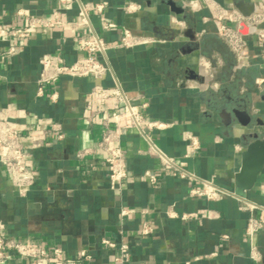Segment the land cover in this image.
<instances>
[{"label": "crops", "instance_id": "obj_1", "mask_svg": "<svg viewBox=\"0 0 264 264\" xmlns=\"http://www.w3.org/2000/svg\"><path fill=\"white\" fill-rule=\"evenodd\" d=\"M104 2L107 17L116 29L102 31L92 16L94 31L107 43L105 61L109 71L100 80L60 78L47 94L52 103L35 97L40 58L59 54L66 63L84 57L77 43L88 36L85 28L74 30L77 7L65 8L56 0H0V23L21 27L27 16H42L51 28L39 30L20 53L0 65V111L11 116L29 153V167L36 178L25 196H18L0 164V220L7 235L37 245L55 246L71 264H264V229L254 238L258 259L250 257L245 237L249 213L240 201L225 197L205 200L190 195L199 180L214 179L234 191V174L240 167L246 130L232 117H220L224 107L245 110L250 130L264 123V65L260 48L251 34L244 55L237 57L216 32V7L229 10L244 3L252 14L264 11L260 0H80ZM129 4L138 6L126 12ZM171 7L182 9L176 14ZM264 27V23L261 24ZM153 39L132 48L117 46L121 29ZM8 41H0V52ZM208 63V65H207ZM198 75L193 79L192 74ZM119 86L134 106L149 119L171 123L166 129L147 130L146 136L196 180L179 179L162 170L147 151L136 130L117 126L110 116V101L99 97L100 89ZM87 104L92 107L84 114ZM119 137L128 166V181L120 191L110 189L103 150L99 144L104 122ZM64 133L58 141L51 125ZM196 138L193 149L187 136ZM40 143L39 146L37 144ZM89 151L83 159L77 154ZM1 153V149H0ZM156 178L151 184L145 173ZM264 171L244 198L262 204ZM241 198V197H240ZM123 209L134 212L121 217ZM173 215V216H172ZM182 215H190L183 219ZM143 223L151 233L143 235ZM103 240L112 242L109 247ZM120 244L129 247L128 261L115 258ZM86 249L89 260L78 259ZM5 264H29L11 259Z\"/></svg>", "mask_w": 264, "mask_h": 264}, {"label": "built area", "instance_id": "obj_2", "mask_svg": "<svg viewBox=\"0 0 264 264\" xmlns=\"http://www.w3.org/2000/svg\"><path fill=\"white\" fill-rule=\"evenodd\" d=\"M65 8L76 5L77 21L74 24V30L85 28L88 36L82 38L77 43V49L84 54V57L72 63H66L59 54H45L40 60V71L35 81V97L46 98L54 103L58 99L57 93L47 94V89L54 86L62 77L86 78L92 77L100 81L109 71V66L104 60L107 50V43L94 31L91 25V17L99 20L102 31L116 29L117 25L106 15L107 6L104 2H81L80 0H56ZM264 8V0H260ZM126 12L132 13L138 9L137 5L129 4L125 7ZM21 16H27V23L21 27H11L0 23V41H8L7 49L0 52V65L6 60L17 56L25 42L33 34L45 28H51L52 23L42 16L30 15L26 10L18 12ZM213 23L217 34L225 40L230 49L237 57L243 56L247 47V41L239 33L241 24L244 23L247 34L255 38V43L260 48V54L264 65V11L255 13L244 18L236 9L224 10L216 7L213 14ZM120 39L117 46L123 48H132L138 45H144L153 42V39L133 34L130 30L122 28ZM208 65V63H207ZM4 80L0 72V83ZM98 95L101 99L110 101L112 111L110 116L117 126V130L122 127H130L143 136L147 145V151L153 155L160 163L162 170L170 171L171 175L179 179L196 180L195 176L181 168L175 159L163 150H161L150 137L146 136L147 130L166 129L171 123L147 118L142 109L146 103L134 106L132 100L128 98L119 86L109 89H100ZM92 112V107L87 104L84 108V114L87 116ZM109 117L104 122L105 133L99 144L103 150V159L108 172V184L110 189L120 191L128 181V166L124 152L119 146V137L108 126ZM51 131L57 133L58 141L64 139V133L60 125L54 123L51 125ZM22 134L15 127L11 116H7L0 111V164L4 172L16 191L18 196H25L33 185L36 175L29 167V153L21 142ZM190 146L193 149L198 148V142L195 137L188 135ZM40 143L37 144L39 146ZM89 151H83L77 154V157L83 159ZM151 184L156 183V178L149 172L145 173ZM200 187L191 188L190 195L205 200H220L225 197L236 198L240 201V209L249 213L247 225L245 228V237L250 246V257L253 260L258 259L257 248L254 245V238L264 229V186L261 189L263 203L257 204L240 198L234 191L218 186L214 179L199 180ZM133 209H123L120 212L121 217L133 213ZM173 216V215H172ZM190 215H182L185 219ZM151 227L148 223H143L141 233L147 235L151 233ZM103 244L109 247H116L112 242L103 240ZM119 254L116 261L125 262L129 258V247L127 244H120L117 247ZM78 259L89 260L90 255L86 249H81L78 253ZM17 258L26 260L29 264H71L64 259L63 252L55 246L37 245L31 242H24L7 235L6 227L0 220V264L8 263L11 259Z\"/></svg>", "mask_w": 264, "mask_h": 264}, {"label": "water", "instance_id": "obj_3", "mask_svg": "<svg viewBox=\"0 0 264 264\" xmlns=\"http://www.w3.org/2000/svg\"><path fill=\"white\" fill-rule=\"evenodd\" d=\"M236 7L244 18L252 14V5L245 7L244 3H240ZM171 11L176 14L183 12L182 9L174 7H171ZM239 33L246 35L247 29L244 23L241 24ZM191 74L193 79L199 78L197 74ZM219 115L225 119V123L231 122L234 117L238 124L246 130L241 136L244 141V149L240 153V167L233 176L235 195L245 198L246 193L254 188L258 176L264 171V123H260L259 131L250 130L251 117L245 110H239L232 106L221 109Z\"/></svg>", "mask_w": 264, "mask_h": 264}]
</instances>
